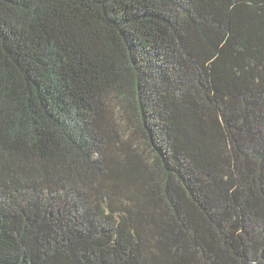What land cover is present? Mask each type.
I'll use <instances>...</instances> for the list:
<instances>
[{
  "label": "trees",
  "instance_id": "16d2710c",
  "mask_svg": "<svg viewBox=\"0 0 264 264\" xmlns=\"http://www.w3.org/2000/svg\"><path fill=\"white\" fill-rule=\"evenodd\" d=\"M0 264H264V0H0Z\"/></svg>",
  "mask_w": 264,
  "mask_h": 264
}]
</instances>
